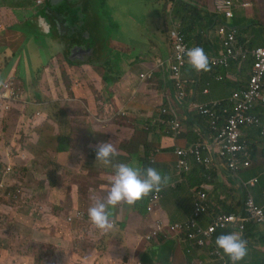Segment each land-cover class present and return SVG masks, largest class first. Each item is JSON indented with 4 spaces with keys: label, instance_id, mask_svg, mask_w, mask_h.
Instances as JSON below:
<instances>
[{
    "label": "crops",
    "instance_id": "0c3cea01",
    "mask_svg": "<svg viewBox=\"0 0 264 264\" xmlns=\"http://www.w3.org/2000/svg\"><path fill=\"white\" fill-rule=\"evenodd\" d=\"M28 1H31V5H28V3L25 4ZM112 1L113 0H106L105 3L99 5L98 3L89 4L88 0H54V2L48 0L45 5L39 6L36 3V0H0V41L4 42H0V50L2 47H8L3 61H5L4 64H8L9 62L13 63L8 77L6 76V81L11 77H19L17 63L19 62V59L23 60L25 55L29 67L34 68L38 66L41 72L44 71V75H47L51 64L58 65V68L63 64L66 69L71 67V72H73L77 69V66L89 63L91 67V75L101 77L103 83V78L106 74L100 65H103L109 51H121L122 55L125 57V62L120 69L122 74H110L109 79L112 77V79H110L112 84L109 86L104 81L103 89L111 87V92L116 94L114 95L116 98V104L120 108H123L124 106L131 108L132 112L130 115L122 118L118 122H113V125L106 129H100L97 124L96 126H92V124L89 125V121L85 122V120L88 119L86 115H88L89 111L87 106H80L69 113H61L57 125L58 134H60L64 128L70 130L72 125L75 126L76 132H78L80 127L71 119L72 115H77L78 117L76 118L78 122L87 125L84 126L86 132L81 134V136L88 137L93 141L99 135L105 142L113 136L118 138L119 144L117 148L119 156L116 160L119 162H124L129 158L130 160L139 163L138 157L145 153L146 148H149L151 158L154 150L159 149L162 146L165 148L163 152L155 155V159L158 162L157 167L163 172L170 174L175 180L176 156L171 147L174 145L184 146L188 144L189 141L194 140L195 135L192 131L196 130L198 127H207L208 122L206 119L201 118L200 121L196 123V117H187L184 120V129L186 131L183 136L177 140L163 137L158 131H148L146 129V120L143 115L147 113L153 114L156 111V105L162 102V98L159 86L156 85V83L151 84L150 82L153 80L143 81L141 76L149 71H155V78L158 77V82L160 86L162 85L163 80L161 75H164L165 72L159 67V61L168 60L170 57L172 59L174 58L173 44L169 36L170 32H175L184 46L190 47L197 44L204 49L206 54L211 56L219 55L223 48V39L218 34L217 28H213V31L208 38L205 37V32L207 30H203V28H208V23L212 22L213 13L217 14L218 2L215 4L213 10L205 6H203L202 9L197 8L200 13L199 16H197V11L189 10L188 23L186 26H183L180 21L176 22L174 19L176 11L174 0L173 4H169L170 6L168 10L161 15V25L157 31L148 30L140 20L131 15L133 21L139 27L137 29L146 30L149 36L148 39L142 41L132 40L131 42L134 48L126 49L119 47L114 41L108 43L103 40L102 33L99 31L104 26L99 22L94 5L104 6L106 4V6H112L113 11L116 14L119 8L113 6ZM155 1L164 2L165 0ZM254 1L255 5L258 7H264L261 4V0ZM195 3L200 5L199 1H195ZM25 6L31 7V9L35 11L38 10V8L35 7L37 6L40 10L36 13H32L30 18L20 19L18 14L24 10L23 8H26ZM240 7L241 6L238 7L239 11L241 10ZM168 12H170V14H167ZM193 12H196V14H193ZM239 20L243 24L245 23L244 19ZM237 21L238 18L232 20L229 19L231 24ZM243 24L241 25L244 29L246 28V30H243V38L246 41H249L252 47H264V26H245ZM253 27H255V30ZM186 28L189 29L188 32L185 31ZM26 29L30 30L32 34L29 36L21 34V32H24ZM20 38H22L21 45L18 48L13 47L11 44ZM49 52H53L54 55L48 63H45L44 55ZM1 56L2 55L0 54V59H2ZM38 60L41 61L42 64H39ZM93 63L97 66H94ZM1 69L0 66V70ZM235 71L236 69L231 72V76L237 75ZM251 71L252 66L248 72L251 73ZM187 73L191 77L200 75V78L203 81L199 88L193 89L191 92L199 103L208 104L222 101L225 98L230 97L234 90L232 84L218 83L211 73H197L190 65L187 68ZM118 81L121 82L115 83ZM208 88L211 90L210 94L205 93V90ZM130 104L134 106L130 107ZM146 109H149V111ZM262 113L264 115V111ZM62 116H70V118L65 119L62 118ZM90 121L93 122L91 117ZM201 124L203 126H201ZM60 136L68 138L70 135L62 132ZM254 137L255 133H250V138L253 142ZM160 140L162 143L159 142ZM123 155H125V157H122ZM58 158V163L64 164V157L59 156ZM67 159V164L70 166H75V164H77L76 156L69 154ZM85 163L86 165L91 166L90 170H96L99 172V179L101 180L92 188L91 198L86 202V206L89 208L93 204V197L100 199L106 198L107 190L111 187V177L114 175V172L111 168L96 164V160L90 156L85 159ZM87 172L88 170L79 169L76 174ZM197 179H201L200 174H193L190 183ZM219 181L227 186L232 185L228 177L224 174L220 175ZM77 186L78 184L74 181L72 187ZM72 189L73 188L70 186L64 187V190L67 192L52 204H40V202L38 204L45 210L51 209L53 204L58 202L62 206H65L63 212H66L67 210L74 211L76 208L82 206V198L76 191H72ZM174 192L175 191L173 190H168L167 194L171 195ZM227 196V193L222 194L221 199L225 200ZM182 197H185V203L179 200V198ZM193 201V190H187L186 194L178 197V199L176 198L172 201L164 200L160 209L155 213H147L142 207L135 209L132 206L120 207L117 210L118 219L123 218V227H125L121 236H124L125 240H127L126 242L129 252L136 259H147V256L144 255L147 249L158 253L163 252L165 247H160V244L152 245L149 248L137 247L135 241L132 239L135 231L138 228H143L147 225L152 226L158 218H163L165 220H187L191 217L194 209ZM109 209L112 212L116 210V208ZM127 210L130 211L127 212ZM60 219H63V217L52 214L49 218L42 217L41 220H30L29 230H32V238L38 239V237L41 236L46 240H50V238L59 240V237H55L53 224ZM13 223L14 221L7 220L6 228L1 229L0 227V236L4 240L0 249L13 246V241H16V244L18 243L20 232ZM261 228L264 229L263 226H260L258 227V230L261 233H264ZM94 235L96 236V241L101 240V236H98L95 233ZM113 235L115 237L120 236L117 233ZM114 245V241L109 242L108 248H112ZM183 248V246L175 245L171 257L173 259L179 257ZM154 258L159 259L158 257ZM263 259V253H253L249 257V260L254 263L262 262ZM94 264H100V262L95 261Z\"/></svg>",
    "mask_w": 264,
    "mask_h": 264
},
{
    "label": "clouds",
    "instance_id": "9594fccd",
    "mask_svg": "<svg viewBox=\"0 0 264 264\" xmlns=\"http://www.w3.org/2000/svg\"><path fill=\"white\" fill-rule=\"evenodd\" d=\"M50 1L54 2V0ZM186 1L197 7L199 5L191 0ZM47 2L48 0H40V2L36 0V3L39 6L45 5ZM105 2L106 0L98 4L102 5ZM176 2L177 0H175V3ZM217 2V14L227 19L228 22L217 27L218 34L223 39V48L220 54L216 57L220 58L223 56V54H225V42L230 37V35L235 32L236 40L233 55L228 59L229 65L231 61L240 60V69H245L247 71V73L243 76H233L232 80H226V75L224 74H218L216 76L215 80L217 82L230 81L234 86V90L231 93L230 97L225 98L224 100L219 102L202 104L197 102L196 97L192 95V90L199 88L203 81L200 78V75H197L196 77L189 76V74L187 73V68L189 67V65L197 73L211 71L209 60V56L211 55L206 54L204 49L197 44L190 46L189 49H185L182 45L179 46V53L181 54V56H187V63L184 66L181 75L183 89L179 87V82L177 79H175L174 72V66L176 65V49L175 42L172 37L173 32H170L169 36L173 44L174 58L172 59L170 57L168 60L159 61V67L165 72L164 75H161L163 80L162 85L160 86L158 77L155 78V71H149L142 74L141 76V79L143 81L153 80L150 83H156V85L159 86L162 98V102L156 105V111L153 114L147 113L143 115L146 120V129L148 131H158L163 137L177 140L180 139L182 137L181 134H184L186 131L184 129V120L187 117H196V123H198L201 118L206 119L208 122L207 127H204L201 124L203 128L198 127L196 128V130L192 131V133L195 135V138L190 145H174L171 147L176 156V179L174 180L170 174L163 172L157 167L158 162L155 159V155L163 152L165 148L162 146L159 149H155L153 155L150 158L153 167L149 166L146 168H140L138 162L130 160L129 158H127L128 160L124 162H116V158L119 156L117 148L119 140L117 137L113 136L106 142L102 141L94 146H91L95 151L96 164H100L106 168H111L114 172V175L111 177V187L107 190L106 198L100 199L97 197H93V204L89 208L80 206L74 211L67 210L66 212H63L64 215L62 217L65 218V215H68L67 221L69 224H78L81 226H85L90 232L99 231L101 233V239H103L104 236L110 231L113 230L112 234H115L117 233V228L122 229L124 221L123 218L118 219L117 212L120 207L132 206L134 209L142 207L146 210L147 213H155L158 211V209H160V206L164 201V195L167 194L168 190H179L182 186H184L183 184L190 183V179L193 174L199 173L201 179L205 181L201 185L192 189L194 197V209L191 217L185 221L172 219L165 220L163 218H158L152 226H148L146 228V232L143 235V240L148 242L151 246L152 244H160V247H165V249L161 253L147 249L144 253V255L147 256V259H135L133 261L135 264H188L187 259L191 258L190 254L192 253V251H194L193 257L196 258L194 264L196 262H200V264H264L263 261L254 263L249 260L250 255H252L253 253L264 254V233H261L258 230V227H264V222H259L257 220L238 222L237 224H235V227L229 226L228 228H217L216 231L211 232L208 235L206 234V232L209 231L210 226L217 223V220L221 216L235 215L248 217L247 211H244L242 209L237 213L221 211L217 215L215 220L206 227H204L201 223V218L205 214H207L210 209L209 196L214 192H219L220 194L221 189H227L228 187L226 184H223L219 181L221 174H224L226 177H228L229 180H232L234 183L239 185L244 184L247 187H255L259 184V177L253 178L250 181H244L241 178L240 173L253 168L254 161L252 160V156L254 154V142L250 138V133H255V135L256 133H261L264 136V115L260 111V106H262L264 109V102H259L256 104V109L253 112L260 117L262 125L244 128L243 140L247 144L249 158H246V156L244 157L243 154L239 153L238 156L239 159H241L240 170L234 172L229 167L228 157H223L218 152L215 153L210 151V147L215 145L216 140L221 135V130L225 127L226 119L222 118L219 121L220 130L216 131L212 129L209 119L203 115H200L197 111L200 109V106L213 107L215 104H218L213 108L218 111L220 115H222L224 108H226L227 106L232 107V102H234L233 100L235 94L242 93L249 89L251 83L250 80L254 75V71L256 68L255 65L258 61L257 54H261L262 52H264V47H252L249 41H247L249 45L247 49L244 46L240 45L238 41L239 30L237 28H232L231 23L229 22V19L232 20L238 18L244 19L245 23L243 25L245 26H264V23H260L255 19H248L244 16L239 17L240 13L243 11H254L253 2L241 3L238 0H217ZM229 2H231L230 5L228 4ZM263 3L264 1L261 0V4L264 6ZM105 6L106 4L101 7ZM239 6H241V10H238L237 13V9ZM128 18L134 23L130 14H128ZM104 25L105 24H102V26ZM116 28L121 30L123 33L125 32L124 25H117ZM223 28L225 29V34H223L221 31ZM253 29L255 30V27H253ZM229 30H233L231 34H229L228 32ZM244 30H246V28ZM212 31L213 28L207 30L205 32V37L208 38ZM102 39L107 41L108 43L114 41L117 45L115 37H102ZM132 48H134L133 44ZM113 59H115L114 62H112ZM124 62L125 57L122 55L121 51L112 50L107 53L103 65H100V67L105 71L106 74L104 75V79H107L105 81L106 84H108L109 86L112 84L109 79V75L113 73L118 75L117 70L122 68ZM87 64L90 65L89 63ZM93 65L97 66L94 63ZM221 65L222 64H218L217 66ZM229 65H225V67H229ZM251 66L252 71L251 73H249L248 71ZM18 78H20V76ZM16 79L17 78L11 77L9 78V80L4 82V85L2 84V82H0V88H2V86L8 85V93L11 94V97L14 94L15 86L17 84H19L20 86L22 85L20 83H17ZM119 82L121 81L115 83ZM210 92L211 90L209 88L205 90L206 94H210ZM182 93H184L185 95L182 96ZM9 99L7 97L4 107L0 106V129L4 122H8V119L10 117L12 106L8 101ZM180 100H183V103H180ZM131 112L132 109L127 106L120 108V111H118L117 114H113L110 116V123L103 125V128L106 129L109 126L113 125V122H118L122 118L128 117ZM58 123L59 121H57L55 124L58 125ZM198 145H201L203 156L202 161L198 159L195 153L191 152V150L196 148ZM180 150L187 151L188 154L180 155ZM258 156L261 158L262 155L259 154ZM122 157H125V155H123ZM206 158H212V162L207 163L205 161ZM245 161H250L249 167L245 166ZM131 162L132 164H130ZM134 163H137L136 167H133ZM0 164V208L17 209L11 202L19 203L21 201H25V195L29 196L28 199H32L31 190L33 192L34 190L29 187L28 183L21 181L19 170L16 169L15 163L3 165L0 162ZM196 164L202 166L205 170H194ZM8 168H10V170H8ZM216 174L218 175L216 176ZM55 180H53L50 185L56 186ZM255 180H257V182L252 185L251 182H254ZM217 181H219V183H217ZM49 188L50 186L48 187V189ZM203 194L206 195L205 198H203ZM247 198V200L252 199L255 203L257 202L249 191ZM199 203L205 206L206 210L204 212L198 211ZM55 204L61 206L63 208V211L65 210V206H62L58 202H55ZM258 205L260 208H264V205ZM23 208L30 211L31 215H33L38 209L41 210V212H44L43 207L39 204L33 206L26 202L23 205ZM109 208H116V210L112 212ZM252 224H255V226L249 228V225ZM242 226H244L243 229ZM261 229L262 231H264L263 228ZM169 241H173L174 245H180L184 247L179 258L175 257L173 259L171 257L174 249L172 248ZM201 241H203V243H201ZM151 246H148L147 248ZM168 246H171V249L168 252H165ZM255 247H260V249L255 252ZM154 257H158L159 259H155ZM78 260L79 258L77 259V261ZM81 260L82 261H78L80 262L79 264H94V262L96 261L93 256L91 258H81ZM100 260L105 261V257H101ZM112 261L113 264H124L121 259H112ZM68 264H70V260ZM129 264H132V261H130Z\"/></svg>",
    "mask_w": 264,
    "mask_h": 264
},
{
    "label": "rangeland",
    "instance_id": "374dc122",
    "mask_svg": "<svg viewBox=\"0 0 264 264\" xmlns=\"http://www.w3.org/2000/svg\"><path fill=\"white\" fill-rule=\"evenodd\" d=\"M102 1L105 0H88V3L100 4ZM173 1L113 0L112 5L119 8L117 14L114 13L112 6L101 7L94 5V9L99 22L107 25L101 30L102 36L104 38L115 37L119 47L131 49L132 40H146L149 35L146 30L136 29L133 22L128 18V14L140 20L148 30L157 31L161 25V15L168 10L169 4H173ZM191 1H199L200 5L198 7L200 9L205 6L211 10L214 9L217 2V0ZM238 1L241 3L253 2L254 4V11H243L239 17L244 16L263 23L264 7L255 5L254 0ZM27 3L31 5V1L25 4ZM35 7L40 10L39 7ZM23 9L18 14L20 19L30 18L32 13L38 11L31 9V7ZM170 12L167 14H170ZM193 14H196V12H193ZM117 25H124L125 32L123 33L117 29ZM21 34L29 36L32 32L26 29ZM21 43L22 38L11 45L18 48ZM7 49L8 47H2L0 50L2 55V59H0L2 68L0 70V82L3 85L13 64L12 62L4 64L3 58L6 56ZM53 55V52L45 54L44 62L48 63ZM114 61L115 59L112 62ZM38 63L42 64L39 60ZM76 68L75 71L71 72V67L66 69L61 64V67L58 68V65L51 64L47 75H44L43 71L41 72V77H36L37 69L32 70L28 66L25 55L23 62L18 67L19 76L23 81L21 84L24 92L19 84L15 86V107L10 113L8 122H4L0 129V162L3 165L15 163L16 169L19 170L21 181L28 183L34 192L31 190L32 199H28L29 196L25 195V201L19 203L11 202L20 214H13L12 219L0 217L1 229L6 228L7 220H12L20 232L17 244L16 241H13V246L0 249V264H68L69 260L70 264H79L80 262L78 261H82L81 258H91L92 256L100 264H113L112 259H121L124 264H129L130 261L135 264L133 261L136 258L129 252L127 240H125L124 236H121L124 227L116 230L120 236L115 237L112 234V230L103 239L96 241L94 233L101 236L99 231L90 232L85 226L71 225L67 221L68 215H65V218L53 224L55 237H59V240L51 238L46 240L41 236L35 239L31 236L32 230H29V221L32 219L41 220L42 217L49 218L52 214L62 217L64 213L63 208L54 203L51 209H45L44 212L38 209L31 215L30 211L23 208L26 202L33 206H36L39 202L40 204H52L67 192L64 187L70 186L73 188L72 191H76L82 198L81 205L87 207L86 202L91 198L92 188L96 186L97 182L101 181L99 172L90 170L91 166L86 165L85 159L90 156L96 160L95 151L91 146L104 141L103 138L98 135L92 141L88 137L81 136V134L86 132L84 126L87 125L78 122L77 115H72L71 119L80 127L79 131L76 132L73 125L70 130L65 128L62 130V132L70 135L68 138L59 136L62 132L58 134V126L55 123L60 120V113H69L80 106H87L89 112L86 115L88 119L85 122L89 121V125L96 126L97 124L100 129H104L103 125L110 123V116L117 114L120 111V107L116 104V98L114 97L116 94L111 92V87L103 89L102 78L91 75L90 65L82 64ZM29 78L34 81L32 92H30L32 90L31 87L28 86ZM7 97L8 99L11 98V94L8 93V85L2 86L0 88V106H5ZM132 106L134 105L130 104V107ZM146 110L149 111V109ZM90 116L94 123L90 121ZM62 118L69 119L70 116H62ZM192 141H189L188 144L190 145ZM159 142L162 143L161 140ZM69 154L76 156L77 164L75 166L67 164ZM59 156L64 157V164L58 163ZM260 159L261 162H255L254 167H258L260 164L264 166V157ZM116 162L119 161L116 160ZM136 166L137 163H134L133 167ZM79 169L88 170V172L76 174ZM240 176L244 181H250L254 177L259 176L261 183L258 184V187L250 190L247 188V191L258 202L255 203L256 206L259 207L258 204L264 205L263 170L252 168L241 172ZM53 180H55L56 186L50 185ZM74 181L78 184L77 187H72ZM230 183L232 185H229L227 189H221L220 194L232 192L234 196L228 200V204L238 205L243 199V202H241L242 207L246 199L241 188L242 185L234 184L232 180H230ZM183 185L187 186L186 184ZM49 186L50 188L48 189ZM179 200L185 203V197L179 198ZM249 201L247 200L244 204L242 208L244 211L249 209ZM129 211L127 210V212ZM253 226L255 224L249 225V228ZM147 227L148 225L135 231L132 239L137 247L147 248L151 246L143 240ZM113 241L115 245L112 248H108V243ZM3 242L4 240L0 236V247ZM259 249L260 247H255L254 251L257 252ZM101 257H105V261H101ZM78 258L79 260L77 261ZM195 264H200V262Z\"/></svg>",
    "mask_w": 264,
    "mask_h": 264
},
{
    "label": "built area",
    "instance_id": "2783aa9c",
    "mask_svg": "<svg viewBox=\"0 0 264 264\" xmlns=\"http://www.w3.org/2000/svg\"><path fill=\"white\" fill-rule=\"evenodd\" d=\"M40 2V0H38ZM229 5L231 2L228 3ZM231 15V14H229ZM222 33L225 34V29L223 28ZM173 39L175 42L176 49V65L174 66L175 79L179 82V87L183 89V82L181 80L182 70L187 63V56H181L179 53V46H184L182 41L173 32ZM235 32H233L230 37L225 42V54L222 57L218 58L216 56H209L210 64L217 66L218 64L229 65L228 59L232 57L234 45H235ZM185 49H189L188 46H184ZM258 61L256 63V68L254 75L250 80L249 89L237 93L234 96L233 106H227L224 108L222 115L218 113L213 107L217 106L215 104L213 107L200 106V109L197 111L200 115H203L209 119L212 129L219 131V121L222 118L226 119V125L221 130L220 137L216 140L215 145L210 147V151L218 152L223 157L229 158V167L234 172L240 170L241 159H239V153L243 154L244 157L249 158V152L246 142L243 140L244 128L252 126H261L262 122L260 117L255 114L253 111L256 109V104L259 102H264V52L257 54ZM185 94L182 93V96ZM183 103V100L179 101ZM196 106V105H193ZM1 115V110H0ZM192 153H195L200 161L203 160L201 145H198L196 148L191 150ZM180 155H187L188 152L184 150L179 151ZM207 163L212 162V158H206ZM1 166V164H0ZM245 166H250V161H245ZM10 170V168H8ZM257 180L251 182L252 185L255 184ZM203 198L206 197L205 194L202 195ZM250 207L247 210L248 217L243 216H221L217 223L210 226L209 231L206 234H210L217 230V228H228L229 226L235 227V224L238 222H246L251 220H257L259 222H264V208H260L255 205V202L251 199L249 201ZM206 210L205 206L201 203L198 204V211L204 212ZM244 226H242V229ZM193 237V235H192ZM203 243V241H201Z\"/></svg>",
    "mask_w": 264,
    "mask_h": 264
},
{
    "label": "trees",
    "instance_id": "16d2710c",
    "mask_svg": "<svg viewBox=\"0 0 264 264\" xmlns=\"http://www.w3.org/2000/svg\"><path fill=\"white\" fill-rule=\"evenodd\" d=\"M197 8H198L197 6H194V5L190 4L186 0H177L175 18L174 19L176 21H180L183 26H186L187 23H188V20H189V15H188L189 10H195V11H197V16L200 15V13H199ZM227 22H228V20L225 19L224 17L213 13L212 22L208 23L207 24L208 28H206V29L203 28V30H209V29L214 28V27L217 28L221 24H224V23H227ZM133 24H134V27L136 29L139 28L138 25L135 22ZM241 24H243V23L238 19V21L234 22L233 24H231V26H232V28H237L239 30V35H238L239 44L244 46L247 49L249 47V45H248L247 41L243 38L244 27ZM106 26L107 25H104V27H106ZM101 30H99V31L101 32ZM185 31L188 32L189 29L186 28ZM232 31L233 30H229L228 31L229 34H231ZM21 62H23V60L19 59V62L17 63V68L21 65ZM239 64H240V60L231 61L229 67H225V64H223L221 66H214V65L210 64L211 71L204 72V73H211L212 76L214 77V79L216 78V76L218 74H224V75H226L225 76L226 80H232L233 76H231V74H232L231 72H233L235 69H236L235 72L239 76H243V75H245L247 73V71L245 69H240ZM34 69H37V76L36 77H41L40 68L38 66H36V67L32 68V70H34ZM117 72H118V74H122V71L120 69H118ZM106 80L107 79L103 78V83ZM16 82L20 83V82H23V81L21 80V78H17ZM218 83L230 84L231 85L230 81H224V82H218ZM21 86H22V90L24 92L23 85H21ZM28 86L31 87L32 90L30 92H32L33 89H34V81L32 79H30V78H29ZM22 90H21V92H22ZM8 101H9L10 105L12 106V109H11V112H12L13 108L15 107V96H14V94L12 95V97ZM260 111L261 112L264 111L262 106H260ZM253 149H254V154L252 156V160L254 161L253 168H260L261 170H263V173H264V166H261V164L258 167H254L255 166V162H257V161L259 163L261 162V160L259 159L260 157L258 155L261 154L262 155L261 157H264V136L261 133H256V135L254 137V147H253ZM138 161H139L140 168H146V167H149V166L153 167V165H152V163L150 161V150H149V148H146L145 153L138 157ZM200 169L201 170H205L202 166L196 164L194 170L197 171V170H200ZM217 175L218 174H216V176ZM254 178H256V177H254ZM204 181L205 180H203V179H197L194 182L186 184L187 186H185V185L182 186L179 190L175 191L171 195L165 194L164 195V200L172 201L173 199H176V198L178 199V197L184 196L186 194L187 190H192V189L196 188L197 186L201 185ZM260 183H261V180L259 178V184ZM255 187H258V185H256ZM255 187H247L244 184L241 186V188L243 190V193H244V197H246L242 207H241V202H243V199L239 202L238 205L228 204V200L231 197L234 196V194L232 192H227L228 196H227V198L225 200L221 199V194H219V192L212 193L209 196V200H210L209 212L207 214H205L201 218L202 225L204 227H206L209 224H211L221 211L229 212V213L230 212L237 213L240 210H242L244 204L246 203V201L248 199L247 198V196H248L247 188H249V190H250L251 188H255ZM13 214H20V212L17 209H15V208H7V209L0 208V217L11 218L12 219V215ZM169 242H170L172 248L174 249V247H175L174 242L173 241H169ZM171 246H168L166 248L165 252H168L171 249ZM193 253H194V251H192V253L190 254L191 258L187 259L188 260V264H194V262L196 260V258L193 257ZM179 257H177V258H179ZM263 262H264V259H263Z\"/></svg>",
    "mask_w": 264,
    "mask_h": 264
}]
</instances>
